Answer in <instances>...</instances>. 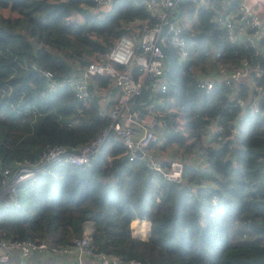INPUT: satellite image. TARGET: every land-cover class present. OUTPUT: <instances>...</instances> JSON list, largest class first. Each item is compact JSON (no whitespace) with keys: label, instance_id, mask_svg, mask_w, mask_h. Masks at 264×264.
<instances>
[{"label":"trees","instance_id":"trees-1","mask_svg":"<svg viewBox=\"0 0 264 264\" xmlns=\"http://www.w3.org/2000/svg\"><path fill=\"white\" fill-rule=\"evenodd\" d=\"M139 1L95 8L92 0H0V169L38 159L56 145L80 146L108 125L96 97L83 102L67 85L52 88L39 69L60 82L107 51L130 21H154ZM198 1L179 7L192 16ZM236 5L209 0L198 7L184 33L188 59L178 63L175 49L164 45L167 91L144 88L134 99L140 106L159 97L167 103L164 143L186 151L182 181L150 173L109 137L91 165L59 166L21 189L20 205L0 210V238L65 244L90 220L92 243L121 257L149 264H264V100L238 119L232 88L216 83L205 91L196 84L215 63L230 68L246 58L252 75L262 71L264 85V58L256 52L264 34L252 44L244 35L232 39L212 21L216 11ZM93 82L105 87L109 79ZM250 92L240 84L239 97ZM24 104L36 112L23 111ZM215 122L224 128L222 137L213 134L215 144H204ZM191 153L202 160L193 162ZM134 218L150 222L147 238L132 234Z\"/></svg>","mask_w":264,"mask_h":264},{"label":"built area","instance_id":"built-area-1","mask_svg":"<svg viewBox=\"0 0 264 264\" xmlns=\"http://www.w3.org/2000/svg\"><path fill=\"white\" fill-rule=\"evenodd\" d=\"M92 1L95 8H101L109 6L113 0ZM184 1L140 0L154 21H130L107 51L95 53L84 67L60 82L53 80L50 71L39 69L51 81L52 88L67 85L77 100L83 102L96 97L100 106L99 115L108 118L109 123L93 139L80 146L68 149L56 145L44 151L38 159L20 161L13 167H2L0 210L19 206L20 187L33 184L59 166L91 165L92 157L109 137L121 143L123 153L129 160L142 163L150 173L176 182L182 181L183 160L163 154L167 103L159 97L140 106L134 99L144 88L153 93L167 91L164 45L169 44L175 49L178 63L182 64L188 59L185 28L190 26L196 9L206 6L209 0L196 3L193 17L179 7ZM212 21L224 28L232 39L244 35L253 44L261 32L264 34V0H237L235 9L216 11ZM256 52L264 58V45L257 46ZM22 66L27 68L28 64L23 63ZM133 69L137 70L136 75L132 73ZM261 72L256 70V75H252L246 58L230 68L215 63V67L199 74L196 84L205 91L212 89L216 83L232 88L234 104L241 109L237 118L242 119L248 109L257 112L260 101L264 100V85L258 79ZM96 76L107 77L109 84L105 87L94 84L93 78ZM245 83L250 85L251 92L242 98L238 93L240 84ZM33 108L31 110L28 104H24L23 111L35 113L36 109ZM212 127L216 139H221L224 128L221 125ZM93 230V222L87 220L83 223L81 234L65 244L54 242L51 238H0V264H149L137 258H125L101 250L92 243Z\"/></svg>","mask_w":264,"mask_h":264},{"label":"rangeland","instance_id":"rangeland-1","mask_svg":"<svg viewBox=\"0 0 264 264\" xmlns=\"http://www.w3.org/2000/svg\"><path fill=\"white\" fill-rule=\"evenodd\" d=\"M192 22V20H191ZM264 37V36H263ZM213 133H210V131H208L204 136H205V140H204V144H215L214 140H213ZM165 151H167V154H174V155H178L183 157V159H185V155H186V151L184 150L183 147L180 146H170V145H166L165 146ZM181 154V155H180ZM189 158H191L193 160V162H197L199 163L202 159L201 157L197 154V153H191L189 155ZM188 159V157H187ZM27 184H24L20 187V191L21 189H23ZM138 223H140V221H138L136 224L135 222L133 223L132 221L130 222V228L132 229V234L138 236ZM144 225H142L143 227ZM134 228V230H133Z\"/></svg>","mask_w":264,"mask_h":264},{"label":"crops","instance_id":"crops-1","mask_svg":"<svg viewBox=\"0 0 264 264\" xmlns=\"http://www.w3.org/2000/svg\"><path fill=\"white\" fill-rule=\"evenodd\" d=\"M247 85H249V84H247ZM170 146H173V145H170ZM163 154L172 155L174 157H179L180 158V156H178V155L176 156L174 154H167V151H165V149L163 150ZM138 221H140V223H138V237H140V238H147V236L149 235V230H150V222L147 221V220H141V219H138V218L132 219V222L133 223L135 222V224ZM142 225H144V226L142 227ZM133 230H134V228H133ZM131 231H132V229H131Z\"/></svg>","mask_w":264,"mask_h":264},{"label":"water","instance_id":"water-1","mask_svg":"<svg viewBox=\"0 0 264 264\" xmlns=\"http://www.w3.org/2000/svg\"><path fill=\"white\" fill-rule=\"evenodd\" d=\"M263 35V32H261L258 36H257V39L259 38V37H261ZM232 97H233V95H232ZM214 126H216V122L214 123Z\"/></svg>","mask_w":264,"mask_h":264}]
</instances>
